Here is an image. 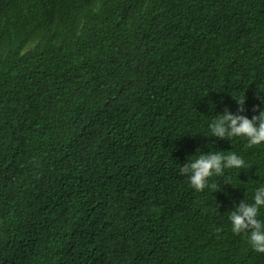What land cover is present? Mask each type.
<instances>
[{"label":"trees","instance_id":"obj_1","mask_svg":"<svg viewBox=\"0 0 264 264\" xmlns=\"http://www.w3.org/2000/svg\"><path fill=\"white\" fill-rule=\"evenodd\" d=\"M21 1L0 0V264H239L220 250L264 143L210 124L264 110V0ZM219 151L245 167L197 192L180 168Z\"/></svg>","mask_w":264,"mask_h":264},{"label":"clouds","instance_id":"obj_2","mask_svg":"<svg viewBox=\"0 0 264 264\" xmlns=\"http://www.w3.org/2000/svg\"><path fill=\"white\" fill-rule=\"evenodd\" d=\"M24 7L44 9L37 0H22L20 8ZM45 11L47 16L50 17L51 12ZM32 45L27 43L23 51L29 50ZM6 46L7 43L0 44V57L8 55L9 52ZM244 103L245 97L239 98V102H237L239 105L238 112L244 111ZM210 129L212 136L220 139L244 137L248 141V147L260 145L264 143V110H261L259 115L249 119L245 115L233 114L230 110L225 109L223 114L218 115L212 121ZM244 167L245 161L236 153L232 152L224 155L223 152L219 151L200 154L196 159L191 162L188 161L187 164L181 167L180 173L188 176L193 189L197 192H203L206 188L213 190L217 188L215 183L209 184L211 177L224 175L225 169H243ZM261 209H264V187H260L255 191L252 203L242 201L238 206L234 207V210L230 212L229 220L232 225L231 240H236L234 244L237 246L234 249L238 254L230 256L231 248H223L220 250L221 259L229 263L231 261L234 263L238 262L239 264L246 262L242 248L243 243L240 239L241 235L245 236V234L249 235V243L252 248L256 252L264 254V222L258 219ZM239 257L240 259H238ZM262 260H264V255L253 264H264Z\"/></svg>","mask_w":264,"mask_h":264}]
</instances>
